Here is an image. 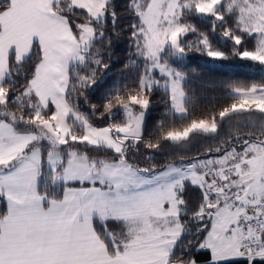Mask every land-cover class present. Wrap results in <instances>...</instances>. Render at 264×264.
I'll list each match as a JSON object with an SVG mask.
<instances>
[{
	"label": "snow or ice",
	"instance_id": "snow-or-ice-1",
	"mask_svg": "<svg viewBox=\"0 0 264 264\" xmlns=\"http://www.w3.org/2000/svg\"><path fill=\"white\" fill-rule=\"evenodd\" d=\"M126 10L134 78L96 104L128 19L118 0H0V264H199L194 251L264 264V85L230 86L232 103L193 118L189 74L173 66L195 51L264 67V0ZM201 17L210 32L190 22ZM160 89L167 111L150 131ZM257 113L240 134L237 118ZM197 137L211 143L189 156Z\"/></svg>",
	"mask_w": 264,
	"mask_h": 264
},
{
	"label": "trees",
	"instance_id": "trees-1",
	"mask_svg": "<svg viewBox=\"0 0 264 264\" xmlns=\"http://www.w3.org/2000/svg\"><path fill=\"white\" fill-rule=\"evenodd\" d=\"M118 2L121 4L120 14L124 17H128V19L122 22V26L125 29V32L121 36L122 43L119 45L118 51L114 54L113 61L111 62L113 66L107 73L103 86L99 88L94 98L90 97V103L99 104L100 97H102L107 90L111 89L113 85L119 86L121 84H128L134 78L133 75L130 74L131 70L125 68V64L128 63L130 59H135L132 55L134 49L131 47L127 32L129 24L135 21L126 10L128 0H118ZM190 22L196 24L197 27L205 32L211 31L209 19L202 17L194 18L191 19ZM211 38L217 47H221L225 51L231 48L230 44L227 48H224V45L215 34H212ZM189 39L194 40L195 37L191 36ZM169 62L171 63L172 61L170 60ZM173 66L180 67L182 71L189 74L191 83L189 84L188 90L189 94L193 97L190 105L193 118L206 116L208 113L219 111L222 106L232 103L233 101L229 98L230 86L247 88L252 85H264V67L257 63L235 57H231L228 60L213 61L207 56L192 51L184 61H177ZM164 95L163 89L158 90L156 93L155 99L157 104L155 110L152 112V119L149 126L150 131L155 130L157 120L163 118L164 113L167 111V105L162 103ZM82 110L87 111L88 106L83 105ZM237 119L241 124L238 129L240 134H245L252 131L253 125L258 124L260 116L257 113L247 118L238 117ZM97 122L101 125L103 124L102 121ZM182 123H184V121H180L179 119L176 120L177 127ZM232 126L236 127L235 123H233ZM228 129L229 123H225L221 128L220 135L225 136L228 133ZM209 143H211L210 140L204 137H197L192 143L185 145L183 151L189 156L199 155ZM171 152L172 149L167 148L165 151L158 153L154 160L155 166L160 168L169 160L173 159ZM145 163L146 162L143 161L141 165L144 166ZM189 195L195 197L196 194L190 192ZM4 211L5 203L3 200H0V214ZM188 239H193V237H188ZM193 255L198 259L199 264H206L208 259L207 253L197 255L194 251Z\"/></svg>",
	"mask_w": 264,
	"mask_h": 264
},
{
	"label": "rangeland",
	"instance_id": "rangeland-1",
	"mask_svg": "<svg viewBox=\"0 0 264 264\" xmlns=\"http://www.w3.org/2000/svg\"><path fill=\"white\" fill-rule=\"evenodd\" d=\"M157 78H158V79H161V82L163 83V80H162L161 77H159V75L157 76ZM138 159L140 160V163L142 164L144 160H143L142 158H138Z\"/></svg>",
	"mask_w": 264,
	"mask_h": 264
}]
</instances>
